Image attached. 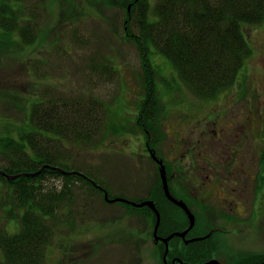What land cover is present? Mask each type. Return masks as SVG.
I'll return each instance as SVG.
<instances>
[{
	"label": "rangeland",
	"instance_id": "obj_1",
	"mask_svg": "<svg viewBox=\"0 0 264 264\" xmlns=\"http://www.w3.org/2000/svg\"><path fill=\"white\" fill-rule=\"evenodd\" d=\"M153 1L156 0H150L152 6ZM15 2L10 4L15 6ZM23 3L26 13L23 17L28 19L32 11L35 13L31 18L37 20L39 35L25 49L0 44V133L6 128L12 133L22 126L31 128L27 115L38 100L47 102L59 97L60 105L67 99L97 97L103 121L97 113V132L92 131V139L76 142V128L68 130L73 135V140L67 142V150L73 154L71 163L89 168L97 181L112 188V193L146 195L154 163L140 155L144 136L135 119L143 97L141 65L136 47L123 36L124 12L108 5L106 0H23ZM244 32L252 54L237 82L212 99L195 96L168 57L152 47L150 58L156 67L157 89L164 106L162 126H167L160 143L169 157L177 154L179 144L181 151L187 149L180 139L183 135L186 142L196 143L201 137L215 149L217 137H207L202 132L214 125L208 118L215 120V115L221 113L216 116L221 120L214 125L223 138L226 136L221 141L230 144L234 141L238 153L258 163L264 151V22L245 24ZM107 59L116 70L110 79L92 68ZM225 120L234 126L223 131ZM77 129L82 131L85 127ZM259 166L256 165V179L248 188L250 199L253 198L251 213L225 217L224 228L216 235L217 238L221 235L219 259L223 264L237 251L264 253V178H259L263 172ZM74 188L76 201L62 216L65 220L69 210L71 222L60 225L43 264H134L132 242L139 236L136 227H144L145 216L143 219L139 213L124 214V204L106 203L100 193L91 195L78 186ZM10 227L8 223L9 230ZM142 236L150 238L147 233ZM92 239H96L98 252L93 253L96 249L91 251L87 246ZM73 243L78 244L74 247L76 254H80L78 259L73 258ZM143 256L146 264L159 262L156 248L146 249ZM0 264H5L1 250Z\"/></svg>",
	"mask_w": 264,
	"mask_h": 264
},
{
	"label": "trees",
	"instance_id": "obj_2",
	"mask_svg": "<svg viewBox=\"0 0 264 264\" xmlns=\"http://www.w3.org/2000/svg\"><path fill=\"white\" fill-rule=\"evenodd\" d=\"M12 1H16L15 6L10 4ZM106 3L124 12L123 36L139 54L143 97L135 123L151 143L155 141L150 134L156 133L158 143L165 137L161 120L164 106L157 89L156 67L150 58L152 47L168 57L195 96L212 99L237 82L252 54L244 25L264 22V0H156L153 6L150 0H106ZM24 8L23 0L0 2L2 46L19 50L37 41V20L31 18L35 13L32 11L33 15L24 19ZM101 62L92 68L110 79L116 71L114 64L110 59ZM99 102V98L92 96L67 99L60 105L59 97L47 102L38 100L27 115L31 128L22 126L17 133L6 128L0 133V250L5 264L44 263L56 231L65 222H71L69 210L65 220L62 216L76 201L75 186L88 194L96 192L103 196L94 185L102 184L93 171L71 163L73 154L67 150L68 139L73 140L68 130L76 128V142H89L92 131L97 132V113L103 121ZM80 125L85 130L77 129ZM57 181L61 184L57 185ZM108 192L112 199L117 196L109 188ZM150 199L162 211L161 230L165 213L156 197L151 195ZM103 200L109 203L104 197ZM172 204L173 224L167 232L182 229L188 222L184 211ZM142 213L152 217L154 225L156 216L151 209ZM216 237L198 242L203 244L198 248L201 261L219 255L221 244L213 240ZM254 253L255 263L264 258L262 252Z\"/></svg>",
	"mask_w": 264,
	"mask_h": 264
},
{
	"label": "flooded vegetation",
	"instance_id": "obj_3",
	"mask_svg": "<svg viewBox=\"0 0 264 264\" xmlns=\"http://www.w3.org/2000/svg\"><path fill=\"white\" fill-rule=\"evenodd\" d=\"M220 114L221 113L215 115V120H212L211 117H207L208 121H212L214 125L218 124L219 121L217 120H221V117L216 118V116ZM246 120L249 121L250 117L247 116ZM214 125L209 129L203 130L202 135L206 134L207 137L211 138L212 135L217 137L215 149L213 144L209 147V142H204L201 137H199L195 143L194 141L186 142L187 137L183 135L180 136V139L182 143L184 142L187 144V149L181 151V144L177 145V148L173 144V147L177 149V154L170 155V157L167 151H165V146L161 148V143H158L156 133H153V136L150 134L152 141H155L154 143L147 141L144 137V143H142L143 151L140 152V155L144 158H150L154 163V170L152 174H150L149 182L146 183L147 187L145 190L148 193L139 197L134 196V194L127 195L120 191L114 194L117 195L115 197H121L127 200L117 201L125 203L124 207L126 210L123 212L124 214L131 211L135 214L139 213L142 218L144 216L142 212H146L147 208L150 207L149 205L136 206L134 202L139 203L144 200H149L152 195L159 200L166 219L160 230L162 223L161 211V222L158 228V235L161 238H159L158 241L155 240L154 235L156 221L153 225L151 221L152 217L145 216V219L143 218L145 221L144 227L140 225L136 227L139 236L132 242L133 250L135 251L134 264H146L143 255L148 248L150 250L156 248L157 254L159 255L158 264H203L214 258L218 259L220 263L223 264L219 259V255L201 261L202 255L198 254V248L202 247L203 244H198V242L201 243L205 237L210 239L211 236L217 235L219 231L222 232V227L224 228V226H222V220L225 219V217L229 218V216L232 217L234 215L246 216L251 213L253 209V198L252 200L250 199L248 188L251 187L252 180L256 179V165H260V169H263L259 178H264V151L259 157L258 163H255L254 160L251 162V160L242 156V153H238L239 148L234 141L233 144L222 142L221 140L225 139L226 136L223 138L220 130L217 126L214 127ZM222 126V130L224 131L225 128L229 129L233 127L234 123L232 124L228 120H225ZM163 129L166 132L167 126H164ZM218 141L221 142L218 143ZM140 166L141 165L138 163L137 167L139 170H141ZM164 174L171 194L175 198L183 200L188 205L190 211L195 215V225L193 228L187 232L185 236L175 234L168 242V250L163 238L172 233L185 230L190 224V219L185 210L167 196L163 182ZM94 185H97L103 193L104 199L110 202L106 199L105 193V191L108 192V188L96 183H94ZM254 188L255 186H253V192ZM109 189L112 190L110 187ZM109 199L112 198L109 197ZM153 201L156 204V201ZM172 203L184 211L188 222L182 229L167 232V228L170 230L173 224L172 214L175 207ZM139 209H142V212H139ZM150 209L157 219L154 210L152 208ZM149 225L151 227L150 229ZM145 233H147L150 238L143 237L142 235ZM175 237L177 238L175 239ZM219 238H221V235L213 240L220 242ZM95 240L96 239H92L91 244H87V246H90L91 251L96 249L93 253L98 252ZM77 245V243H73L71 247L72 251L75 253L73 256V258L75 257L74 259H78L79 256L77 255H80L79 253L76 254L77 249L74 248ZM221 250L222 244L219 246V253ZM253 253L254 251H237L231 256L227 264H261L264 262V258H260L258 262L255 263V256ZM76 261L78 260L74 262ZM75 264H79V262Z\"/></svg>",
	"mask_w": 264,
	"mask_h": 264
},
{
	"label": "water",
	"instance_id": "obj_4",
	"mask_svg": "<svg viewBox=\"0 0 264 264\" xmlns=\"http://www.w3.org/2000/svg\"><path fill=\"white\" fill-rule=\"evenodd\" d=\"M11 177H16V176H11ZM163 182H164V188H165V192H166L167 196L172 201H174L177 205L181 206L185 210V212L187 213V215L189 216V219H190V224L185 230H183L181 232L172 233L169 236L163 238V240L166 243L167 250H168V242L175 234L180 235V236H185L187 234V232H189L193 228V226L195 225V215L190 211L188 205L183 200H179V199L175 198L171 194V192H170V190L168 188V184H167V181H166L165 174L163 175ZM105 193H106V199H108L111 202L118 201V200L127 201L125 198H121V197H115L113 199H109L108 192L105 191ZM134 204L136 206L149 205V207L152 208L154 210V212L156 213L157 219H156L155 228H154V235H155V240L158 241L159 238H161L158 235V228H159V225H160V222H161V214H160V211L157 208L155 202L153 200L149 199V200H144V201L139 202V203L134 202ZM203 264H221V263H220V261L218 259L214 258V259H211V260H209V261H207V262H205ZM261 264H264V262L261 263Z\"/></svg>",
	"mask_w": 264,
	"mask_h": 264
}]
</instances>
